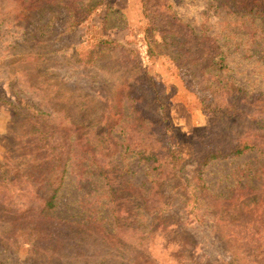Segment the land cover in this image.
Segmentation results:
<instances>
[{"label":"rangeland","instance_id":"1","mask_svg":"<svg viewBox=\"0 0 264 264\" xmlns=\"http://www.w3.org/2000/svg\"><path fill=\"white\" fill-rule=\"evenodd\" d=\"M263 13L264 0H0V166L27 154L19 184L35 183L39 127L101 139L117 194L69 167L48 216L0 202V264H258ZM124 137L177 151L178 174L143 190L145 165L109 144Z\"/></svg>","mask_w":264,"mask_h":264},{"label":"trees","instance_id":"2","mask_svg":"<svg viewBox=\"0 0 264 264\" xmlns=\"http://www.w3.org/2000/svg\"><path fill=\"white\" fill-rule=\"evenodd\" d=\"M217 54L220 60V63L218 62L219 66L224 67V52L220 50ZM235 94L239 96L237 92ZM125 129L126 126H122V130L125 131ZM36 131H38V137L28 141L30 145L33 144L31 154L35 153L33 155V161L37 164L35 168L40 169L37 171L36 176H30L32 177L30 179L34 180L35 183H29L24 186L19 184L20 180L18 178H24L25 175L18 171L25 165L22 160H25L28 156L24 153L16 155V152L13 151L7 159L8 163L6 162L3 167L0 166V194H3L0 202L4 204L10 202V207H12L15 203L21 201L20 206L25 207L24 213L40 217L48 216L57 206V195L64 185L66 170L69 167H72L73 170L78 169L80 177L91 172L98 177L103 176L105 182L107 184L110 183L107 192L112 197H117L111 184L115 177L110 178L111 174L108 171V169L115 167L112 166L111 162L106 161L102 154L105 150H108V146L105 147L104 145L106 141L99 139L94 142L95 145L91 141L87 145L88 141L84 142L81 138L72 139L68 134L63 139H60L55 136L53 131H49V129L44 127H39ZM146 137L136 141L124 137L120 142L111 141L109 144H111L110 146H115L116 151L119 148V155L132 152L137 160L145 165L151 185L143 190L150 191L157 180L159 181L167 171L169 175L173 174L175 176L178 174L177 163L179 162V157L176 155L177 151H173V153L166 155L167 158L170 156V160H163V156L159 157V154L148 146L150 140ZM52 143H54V147L51 145ZM254 147H256V144L245 142L232 148L229 154L240 155ZM39 149L44 152L40 153ZM221 155L217 150L210 152L200 163L204 165L207 161ZM139 188H142V186H139ZM139 197L143 199L144 196L139 195ZM140 202V205H145V202ZM258 264H264V255H262Z\"/></svg>","mask_w":264,"mask_h":264}]
</instances>
